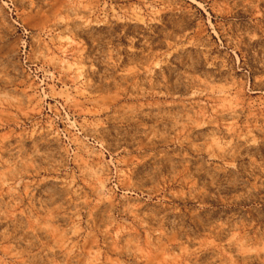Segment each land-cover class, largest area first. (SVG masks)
<instances>
[{"label":"rangeland","instance_id":"374dc122","mask_svg":"<svg viewBox=\"0 0 264 264\" xmlns=\"http://www.w3.org/2000/svg\"><path fill=\"white\" fill-rule=\"evenodd\" d=\"M0 264H264V0H0Z\"/></svg>","mask_w":264,"mask_h":264}]
</instances>
